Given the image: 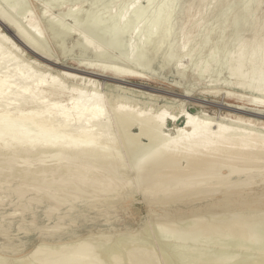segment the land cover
<instances>
[{
    "label": "bare ground",
    "instance_id": "bare-ground-1",
    "mask_svg": "<svg viewBox=\"0 0 264 264\" xmlns=\"http://www.w3.org/2000/svg\"><path fill=\"white\" fill-rule=\"evenodd\" d=\"M5 1V6H13L11 0ZM144 1L145 10L154 3ZM179 1L164 0L155 10L151 8L156 15L150 21L142 20L137 9L142 7L140 1L125 5L118 13L109 11L112 20L103 29L99 27L105 16L91 12L97 3L86 14L76 7L72 11L76 16L89 19L83 30L92 33L91 38L82 30L73 32L78 30L76 25L66 27L64 18L62 22L49 17V8L44 7L46 28L61 48H67L73 33L78 37V43L67 50L68 54L79 50L78 65L50 55L38 21L31 18L22 26L21 20L15 21L0 7V153L12 152L14 160L9 158L8 164L16 158L22 164L16 172L17 165L0 168V203L16 194V211L22 217L32 213L30 226L19 223L18 228L43 236L23 253L16 250L8 255L0 249V264H264V41L258 39L259 30L226 57L232 79L225 89H232L224 93L243 103L225 106L226 113L220 117L205 106L190 111L188 100L169 97L172 103L156 104L159 95L154 87L138 82L131 88L127 82V78L140 81L150 76L139 67L149 69L162 57L161 68H169L175 51L184 54L192 48L188 28H181L184 38L177 48L175 40L173 45L170 42ZM248 9L231 17L233 27L248 17ZM228 10L224 7L217 14L225 24L222 33ZM27 11L28 19L31 10ZM129 22L135 25L130 31L110 34ZM129 39L132 45L125 51L121 45ZM101 41L119 47L126 56L107 53L97 45ZM134 54L140 56L136 62L129 59ZM194 66L192 78L200 63ZM205 66L200 72L210 73L212 65ZM178 71L187 77L186 69ZM181 85L175 84L184 91L190 88ZM139 196L147 213L157 216L151 222L136 228L76 232L90 217H105L108 222L122 214L134 217L139 213ZM43 209L53 224H39L38 213ZM66 234L70 238L64 240Z\"/></svg>",
    "mask_w": 264,
    "mask_h": 264
},
{
    "label": "rangeland",
    "instance_id": "rangeland-1",
    "mask_svg": "<svg viewBox=\"0 0 264 264\" xmlns=\"http://www.w3.org/2000/svg\"><path fill=\"white\" fill-rule=\"evenodd\" d=\"M4 1L0 0L1 9H3V11L5 9L6 14H9V16H12L11 17L12 19H14V20L17 19L18 21L21 20L20 24L24 23L22 26L27 25L28 21L31 18L38 21L41 29L43 30V32H45V35L47 36L48 43L45 46H46V49H51V50H48V52L50 53V55L52 57L56 58L58 61L65 63V64L78 65L80 60H81V55H80L79 50H76L75 52L70 53V54H68V52H67V50L71 49L73 47V45L78 43V40H79L78 37L74 33H73V35H71V37L69 38L68 43H67V48H65V50H66V52H65V50L57 44V40L53 39L52 36H50V33L48 32V29L46 28V25H45L46 21H45L44 17L42 16V11H43L44 7L49 8V11L47 13L49 17H51V18L53 17L56 19L58 18L61 20L64 18V20H66V21L63 22V20H62V22L66 27H73V25L74 26L76 25L77 27L75 30H77V29L78 30L73 31V32L78 33V31L80 32L82 30V33L84 35L85 34H86V36L91 35L90 37L88 36L89 38H91V37H93L92 33L89 34V32H87L86 30H83V28L85 26H86L85 28H87V24L89 22V19L87 17L83 18V16L79 17V15L76 16L72 12L73 9L75 10L76 7L80 8L82 10L83 14H86L89 12V10H91L90 9L91 4L97 3L92 8L91 12L93 13L95 10V12H97V13H94L95 15L100 14V15H102L101 16L102 18L105 16V18H104L105 21L101 24V27H99V29H103L112 20V19H108L109 11L110 12L113 11L115 13L116 12L118 13L122 9H125L127 7H131L134 2L140 1V3H138V4H139V6H142V7H138L137 9L143 15L142 20L146 19V21H148V20L150 21L156 15V14H154V10L156 9V7H154V6L161 4L164 0H154V3L151 6V8H153L154 10L151 8H149L151 10H149V9L145 10L146 9V3L144 0H113V1L112 0H104L106 4H104V1H102V0H93V1H91V0H63V3L61 5H56L57 1L54 2V0H52V1H50V0H27V1L26 0H19L20 2L17 0H14V1L11 0L10 2L13 3V6L11 3L9 5L12 6V8L17 7L16 9H18V10H13L16 12H13L12 8H10L9 5L5 6L4 4H8V3H5L6 1L5 2ZM21 1H23V2H21ZM14 2L16 3V5ZM141 2H142V4H141ZM110 3H111V5H110ZM112 3H114V4H112ZM25 4H27V5L29 4L28 7L31 10V12L29 11L31 14L28 13L29 16L26 14L28 19L26 18L25 13L28 12L27 10H29V9H28L27 5H25ZM17 5H20V6L18 7ZM108 5H110V6H108ZM118 5H119V7H118ZM125 5H127V6L124 8ZM104 6H108L109 8L105 7V9H104ZM224 7H230V10H228L229 19L226 21L227 28L222 33V29L224 28L225 24H224L223 19L217 18V14ZM245 7H249V9L247 10V13H249L248 17L244 21H239L237 23L236 27H233L232 23H231L232 22L231 17L233 15L237 14L238 12L243 11L245 9ZM139 8L140 9L142 8L143 10L142 9L140 10ZM23 10H24V12H23ZM69 10L71 11L69 13H72L74 16L72 14H68ZM85 10H87L88 12ZM146 11H147V13H146ZM17 12L19 14L18 15L19 17L14 16V15H16L15 13H17ZM20 12H23V13H21V15H20ZM99 12H101V13H99ZM152 12H153V14H152ZM159 12H160V14H158V15L160 16L161 13L162 14L165 13V10H163L162 12L161 11H159ZM32 13H33V15H32ZM59 14H61V15H59ZM64 15H66V16H64ZM22 16L24 18H22ZM61 16H62V18H61ZM146 16H148V17H146ZM77 17L81 18L82 20L78 19ZM75 18L78 19L79 21L76 20ZM24 19H26V21H24ZM17 20H15V21H17ZM76 21L79 23V25L76 24L77 23ZM80 22H82V23H80ZM137 23H141V22H137ZM83 24H85V25L83 26ZM80 25L83 27H80ZM132 25L135 26L136 21H135V25H134V22H133V24H132V22L131 23L129 22V25L125 26L124 28H122V25H120L119 27L117 26L115 29L111 30L110 34H115L118 31L121 32V30L122 31H130V28L131 29L133 28ZM171 27H173L172 29L174 32L172 31L173 35L171 33V36H170L171 41L170 42H172L173 40H175L173 42H176V43H174V45H173V42L171 44L177 48L176 45H180V43H182L183 38H184V36L182 35L183 33H181V28H185V30L188 28L189 29L188 33L190 36L189 38L191 40L192 48L189 49L187 51V53H184V54H180V53L175 51L172 54L173 59L171 58L172 61H171V65L169 66V68L168 67L166 69L161 68L160 61L162 60V57L153 66L149 67V69L148 68L143 69V68L139 67L141 70H144L145 72H147L150 76L146 79H141L140 81L135 80V79H131V78H127V82L129 83V87L133 88L134 85H138L139 84L138 82H140V84L148 85L151 88L154 87V88H152L153 90L156 89L155 91L159 95L158 97H156V100H155L156 104L157 103L158 104H162V103L164 104L165 102L168 104L172 103V101L170 100L169 97L177 98V99H181V100H188L190 111H192V109H197L198 107L203 108L205 106V108L207 110L209 109L208 111L210 113L212 112L211 115H213L215 117L216 116L220 117L221 115H224L226 113V109H224L225 106H227V105L237 106L238 103H243V101H239L237 99L231 98V97L227 96L226 93H224V91L226 89L227 90L232 89L230 87L225 89V87L227 86L228 82L232 79V77L230 76L229 70H228V68H226L227 65L224 62L226 60V57L230 56V54L234 53V50H236L238 48L239 42H242V41L248 39L252 35V32L254 30H257V29L259 30L258 31V39L260 41H264V0H180L176 4L175 10L173 12ZM3 28L4 27L2 26V29ZM5 31L11 37H13L12 36L13 34L9 33V31H7V30H5ZM209 31H210V34H208ZM127 34L129 35V33H127ZM221 34L223 37H220ZM135 40H137V39L135 38ZM131 43H132V39L126 40V42L122 43L121 48L123 49V47H126L125 51H128L127 47L131 46L132 45ZM19 44H20V47L22 49H24V51H25L26 50L25 47L23 45H21V43H19ZM99 44L104 50H107V53H109V54H112L115 56H117V55L118 56L119 55L120 56H126L125 53L124 54L120 53V51L122 52V50L119 47L114 48V47L110 46V47H112V50L111 49L109 50V48H110L109 45H106V43L104 44L103 41H101V43H98L97 45H99ZM48 45H49V47H48ZM106 46H107V48H106ZM203 47H205V48H203ZM114 49H116L118 51H116ZM216 50H217V52H216ZM212 51L214 52L215 55L213 54ZM63 52H65V54ZM189 56H191L193 60ZM185 57L187 59H184ZM209 58H211V59H209ZM218 58H220V59H218ZM129 59L131 61L134 60L133 62H136L138 59H140V56L134 54V57L129 58ZM213 59H215L216 61L214 60L215 61L214 62ZM210 60L212 63H210ZM205 61H207V62H205ZM196 62L200 63L201 68L199 67V71H197L198 74L196 73V75H195L196 78H192L191 76L195 73V71H194L195 66L194 65ZM216 62L218 64L220 63L219 66ZM180 63H181V65H180ZM215 63H216V65H215ZM188 64H189V67H188ZM210 64L214 68V69L212 68V71H211L212 73L211 72L205 73L202 71L200 72V70H203V68L206 67L205 65L209 66ZM181 68H184L187 70V77L182 76V75H181L182 77L180 76V72L178 70H180ZM216 70H217V72H216ZM156 72H157V74H156ZM221 73H223V75ZM161 74L164 77H162ZM219 74H221V75H219ZM202 76H203V79H202ZM208 78H209V80H208ZM180 81H181V83H180ZM183 81H184V83H183ZM225 82H227V83H225ZM175 84L176 85L182 84L181 86L190 87V88L188 91H184V89L183 90L179 89L180 86L176 87ZM192 84H193V86H192ZM219 84H220V86H219ZM204 85H205V87H204ZM209 85H210V87H209ZM214 85H215V88L213 87ZM151 88H149V89H151ZM174 88H176L175 89L176 92L171 93L168 91V90H171ZM220 88L223 90V91H221L220 94L212 93L213 90H218ZM177 90H179V91H177ZM167 92L169 94H167ZM238 92H242V91L238 90ZM125 93L129 96H136V97H139L141 99H146V96L143 97L141 95V93H135L134 94L131 91H126ZM180 94H184L185 97L180 96ZM189 96H190V98H189ZM179 104L180 103H175L174 105L177 106ZM219 107L221 108L220 110H219ZM248 109L258 111V109H255L253 106H248ZM214 111L217 113H214ZM8 153L11 154L12 152H8ZM8 153H6L5 155L0 153L1 161L5 160V162H6L7 160H10L11 158H12V160H14L13 159L14 154L12 153L10 156ZM7 154L9 155L8 157H6ZM1 156L4 158H2ZM16 159L21 160L20 158H16ZM19 160L15 161V163L12 165L8 164V161L6 163H4L6 165L2 164L4 161L3 162L0 161V165H2V166H0V168L3 166L5 167V166H16L17 165V167H14V168H16V170L15 169L12 170V171L15 170V172H16L19 170L18 166H22V164H21V162H19ZM3 169H5V171L8 170L7 168H3ZM3 176H5V175H3ZM1 195H2V192L0 190V196ZM16 196H17L16 194L11 196L12 202L10 201V198H7V200H5V202L3 204L0 203V249H1V252L2 251L4 252V249L7 250L8 255H14L16 253L15 252L16 250H19L17 253H23V252L29 251L41 238H43V236H41V233L39 231L32 230V231H29V233H30L29 234L27 231H25V230L21 231L20 228H18L20 226L19 223H21L23 226H27V227L30 226V222L32 219V213L25 212V214H23L24 216L22 217V213L19 210L16 211L15 207H18L16 205H18V202H19L17 200L18 198ZM138 198L139 199L136 201V209L139 211V213L135 212V214L136 213L137 214L134 215V217H132L130 215L128 216L126 214H122V216H120L118 218L114 217L111 220H109V222L111 221L110 223L107 221V218H105V217H100L96 220H93L92 217H90L89 221H86V222L84 221L85 223L84 222L80 223L81 225L79 228H75L76 232L79 234H85L87 232H90L91 230H95V231L99 230V229L108 230L109 228H111L113 226L116 228H123V227H126V225L133 226L134 228H136V227H139L143 222H148V221L151 222L152 219L154 220L157 216L148 214L146 211L145 203L142 201V198L140 196ZM11 203L13 204V206H9V205H12ZM7 213H9V214H7ZM17 214H20V215L17 216ZM38 214H39L38 222L40 225H47L48 222H49V224L54 223L53 220L49 221L47 219V217L44 214V209L42 211H40ZM7 215H8V217H6ZM9 216H12V217H9ZM4 217H6V218H4ZM160 217H162V216H160ZM1 218H3V220ZM10 221L12 222L11 225H9ZM23 221H25L26 223ZM106 222H107V224H106ZM1 224L3 225V227ZM5 236H7V237H5ZM62 238L65 240V239H69L70 236L68 234H66V235H63ZM188 241H191V240H188ZM153 242H154V240H153ZM17 244H19V245H17ZM200 244H202V243H200ZM156 249L157 248H155V250ZM9 251H11V252H9ZM5 253H6V251H5Z\"/></svg>",
    "mask_w": 264,
    "mask_h": 264
}]
</instances>
